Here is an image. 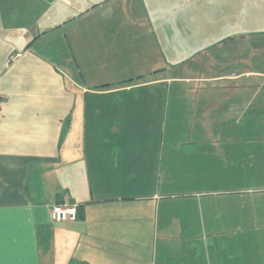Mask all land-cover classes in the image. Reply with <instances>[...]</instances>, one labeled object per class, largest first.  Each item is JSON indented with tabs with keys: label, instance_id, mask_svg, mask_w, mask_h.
I'll use <instances>...</instances> for the list:
<instances>
[{
	"label": "crops",
	"instance_id": "obj_1",
	"mask_svg": "<svg viewBox=\"0 0 264 264\" xmlns=\"http://www.w3.org/2000/svg\"><path fill=\"white\" fill-rule=\"evenodd\" d=\"M82 2L0 0V264H264V90L209 88L249 76L228 70L165 77V26L151 20L133 52L120 11L105 18L117 0ZM211 14L182 13L194 53L178 68L240 35L223 3ZM78 17L91 21L69 33ZM120 71L133 76H105ZM172 79L198 85L173 94L194 97L202 134L165 136ZM58 203L77 220L52 222Z\"/></svg>",
	"mask_w": 264,
	"mask_h": 264
},
{
	"label": "rangeland",
	"instance_id": "obj_2",
	"mask_svg": "<svg viewBox=\"0 0 264 264\" xmlns=\"http://www.w3.org/2000/svg\"><path fill=\"white\" fill-rule=\"evenodd\" d=\"M61 1L65 2V0ZM66 2L68 3L67 6H71V10L74 9L75 11L73 12L76 13L84 7V2H82V0H66ZM195 3L201 4L199 11L202 12V15L200 14V16L199 14L194 15ZM218 3L224 4L229 18L238 20V25H235L232 29L236 31L233 34H237V30H239L241 33L238 34L240 35L233 37L234 40L228 45L218 46L216 49L217 51L215 50V52H217L216 54H214L213 50H208L200 57H194V55L185 57L187 65L178 68L179 61L183 59V54L190 56V54L194 53L192 50V38L190 35V38L188 37V33H182L179 30L183 23L182 13L185 12V19L188 22L194 23V21L198 20L197 18H202L208 22V17L212 16V10L215 12ZM109 6L110 9L106 10L104 13H107L105 15L106 21L113 24V16H119V13L113 14V12L120 11L122 14L120 18L122 27L121 35L124 36V39L130 40L134 45L132 49L133 52L138 50L139 43H141L140 39L137 40L133 38L135 36L139 37L138 33H146V28L148 25H151V20L154 24H161V26L159 25L160 28L162 25L165 26V49L171 60L168 61L165 58V77L166 75L168 78H178L181 76H188V78H192V76H211L224 74L226 73L225 70H228L230 74L238 75L246 73L249 74V76L234 82H218L212 84L209 88L230 85L234 87L239 86L240 88L241 83L243 82L245 87L247 81L250 83L249 88L251 90H264V0H117V2ZM69 14L71 15L72 12ZM213 16H215L214 13ZM65 18L68 17H64V20H66ZM190 18L192 20H190ZM88 21H91V17H78V19L68 26V32L71 33L77 26L82 27ZM131 29L134 33L130 31ZM64 32L63 30V34ZM211 36L215 37L213 34ZM207 57L208 59H206ZM140 58V56H136L134 60L138 62ZM155 63L156 61L153 65H155ZM106 64L108 66L109 61H107ZM148 66H150V64L140 65L133 64L130 61H124L122 63V70L123 72H128L135 69L140 72L142 69L148 68ZM121 72L122 71H120V75L105 76H113L118 80L128 79L133 76L121 75ZM187 82L183 84L180 83L179 80L172 79L165 84L166 137L192 136L195 134V131L198 136L205 130L203 128L199 131V129L194 128L195 125L190 121V117L196 112V108H193L194 102L191 101L194 97L190 95L188 98L183 97L180 99L173 94L174 90L177 89L183 91L184 89L198 87L197 84H189ZM200 86L207 87V83H200ZM254 94L258 95L257 92ZM255 97L256 96H253V99ZM132 99L138 101V99L140 100L141 98ZM167 103H169V111L167 109ZM249 106V117L252 121H248L249 119H247V122L251 123L247 126L251 132H254V127L258 123L257 119L259 118V114L254 113L256 106H252V101ZM213 130L214 129H207L206 134L210 135ZM257 130L259 132L258 128ZM261 132L262 135L260 136L262 140H264V128H261Z\"/></svg>",
	"mask_w": 264,
	"mask_h": 264
},
{
	"label": "built area",
	"instance_id": "obj_3",
	"mask_svg": "<svg viewBox=\"0 0 264 264\" xmlns=\"http://www.w3.org/2000/svg\"><path fill=\"white\" fill-rule=\"evenodd\" d=\"M78 218V205L54 204L50 207V220L54 223L75 222Z\"/></svg>",
	"mask_w": 264,
	"mask_h": 264
}]
</instances>
